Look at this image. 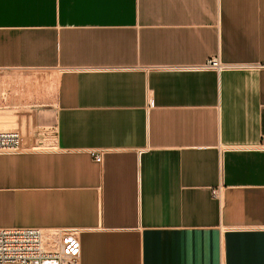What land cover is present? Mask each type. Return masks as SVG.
<instances>
[{
  "label": "crops",
  "instance_id": "0c3cea01",
  "mask_svg": "<svg viewBox=\"0 0 264 264\" xmlns=\"http://www.w3.org/2000/svg\"><path fill=\"white\" fill-rule=\"evenodd\" d=\"M255 64L264 0H0L26 73L0 107L45 145L0 152V228L74 231L79 264H264Z\"/></svg>",
  "mask_w": 264,
  "mask_h": 264
},
{
  "label": "built area",
  "instance_id": "2783aa9c",
  "mask_svg": "<svg viewBox=\"0 0 264 264\" xmlns=\"http://www.w3.org/2000/svg\"><path fill=\"white\" fill-rule=\"evenodd\" d=\"M255 67H264L255 64ZM218 57L201 68H231ZM35 134L30 125V112L21 109L11 127L0 128V152L18 153L34 150ZM264 148V138L261 141ZM96 161L101 154L94 155ZM81 242L76 232L36 227L0 228V264H79Z\"/></svg>",
  "mask_w": 264,
  "mask_h": 264
},
{
  "label": "rangeland",
  "instance_id": "374dc122",
  "mask_svg": "<svg viewBox=\"0 0 264 264\" xmlns=\"http://www.w3.org/2000/svg\"><path fill=\"white\" fill-rule=\"evenodd\" d=\"M26 73L23 72V71H12V70H0V95L1 96H5L4 94L7 93V91H9V89L11 88L10 87V83L12 80L14 79H17V78H23V76L25 75ZM15 109V110H14ZM18 109H26L25 106H21L20 108H11L10 106H3V107H0V111H2L1 113L5 112V111H9V112H12L15 116H14V122L16 121V116H17V112H18ZM29 109V108H27ZM15 111V112H14ZM0 113V114H1ZM31 115H32V112H31ZM14 122L13 124H11L10 126H7V127H11L12 125H14ZM7 127H3V128H7ZM2 128V127H0ZM37 135V134H35ZM37 140V136L35 137V141L34 143L36 142ZM42 148L45 147V145L41 144ZM35 146L36 148H41L39 147V145H36L35 143Z\"/></svg>",
  "mask_w": 264,
  "mask_h": 264
},
{
  "label": "bare ground",
  "instance_id": "6f19581e",
  "mask_svg": "<svg viewBox=\"0 0 264 264\" xmlns=\"http://www.w3.org/2000/svg\"><path fill=\"white\" fill-rule=\"evenodd\" d=\"M15 110V109H14ZM15 112V111H14ZM1 113V112H0ZM14 114L12 112L6 111L0 114V127H7L13 124ZM15 124V122H14Z\"/></svg>",
  "mask_w": 264,
  "mask_h": 264
}]
</instances>
